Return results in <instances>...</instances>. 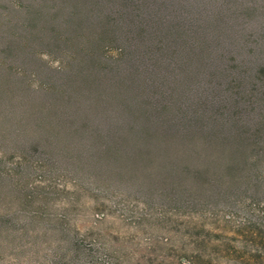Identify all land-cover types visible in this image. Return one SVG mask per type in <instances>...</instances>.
<instances>
[{"label":"trees","instance_id":"trees-1","mask_svg":"<svg viewBox=\"0 0 264 264\" xmlns=\"http://www.w3.org/2000/svg\"><path fill=\"white\" fill-rule=\"evenodd\" d=\"M15 6L16 23L0 21V99L15 94V112L26 104L33 113L49 109L67 142L79 136L90 151L115 147L125 158L167 159L168 176L196 178V187L211 192L176 195L179 208L205 207L217 193H264V0ZM37 19L44 25L32 29ZM32 38L47 43L57 66L32 48ZM30 55L33 68L11 62ZM34 155L44 169L69 153Z\"/></svg>","mask_w":264,"mask_h":264},{"label":"rangeland","instance_id":"rangeland-1","mask_svg":"<svg viewBox=\"0 0 264 264\" xmlns=\"http://www.w3.org/2000/svg\"><path fill=\"white\" fill-rule=\"evenodd\" d=\"M17 11L15 0H0V21L15 24ZM34 40L32 48L57 66L47 43ZM30 57L11 62L35 67ZM14 95L0 99V264H264V193H217L205 207L179 208L176 195L211 193L208 187L168 176L167 159L125 158L115 147L90 151L79 136L68 143L52 111L33 113L16 98L15 112ZM50 151L69 156L38 168L34 154Z\"/></svg>","mask_w":264,"mask_h":264}]
</instances>
